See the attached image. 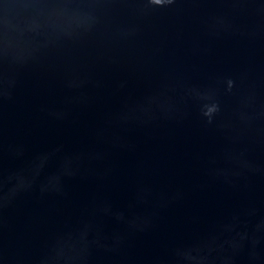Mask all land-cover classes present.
I'll return each mask as SVG.
<instances>
[{
  "label": "water",
  "instance_id": "95a60500",
  "mask_svg": "<svg viewBox=\"0 0 264 264\" xmlns=\"http://www.w3.org/2000/svg\"><path fill=\"white\" fill-rule=\"evenodd\" d=\"M0 264H264V0H0Z\"/></svg>",
  "mask_w": 264,
  "mask_h": 264
}]
</instances>
